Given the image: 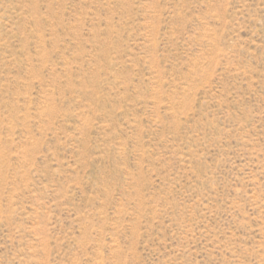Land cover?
<instances>
[{
  "label": "rangeland",
  "instance_id": "374dc122",
  "mask_svg": "<svg viewBox=\"0 0 264 264\" xmlns=\"http://www.w3.org/2000/svg\"><path fill=\"white\" fill-rule=\"evenodd\" d=\"M0 264H264V0H0Z\"/></svg>",
  "mask_w": 264,
  "mask_h": 264
}]
</instances>
